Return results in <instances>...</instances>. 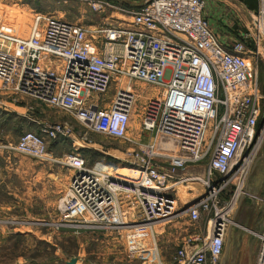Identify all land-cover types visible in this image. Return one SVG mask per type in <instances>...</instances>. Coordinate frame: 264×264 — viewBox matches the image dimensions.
<instances>
[{
	"label": "built area",
	"instance_id": "1",
	"mask_svg": "<svg viewBox=\"0 0 264 264\" xmlns=\"http://www.w3.org/2000/svg\"><path fill=\"white\" fill-rule=\"evenodd\" d=\"M77 1L102 16L98 24L36 14L28 38L0 33L11 48L0 47V97L35 99L75 118L87 132L117 140L131 141L137 118L141 135L151 139L132 153L135 163L123 160L125 175L68 155L63 163L74 174L61 196L63 222L153 230L184 216L198 223L206 215V236L189 239L197 249L188 252L192 245L185 244L177 258L179 264H220L244 197L235 183L264 141L254 68L264 55V0L246 11L248 33L230 43L212 31L205 0ZM133 1L136 7L128 4ZM74 134L68 123L38 124L10 150L58 163L50 147ZM203 164L202 172H186ZM188 182H200L205 193L181 207L176 189ZM258 239L256 264H264V224Z\"/></svg>",
	"mask_w": 264,
	"mask_h": 264
},
{
	"label": "rangeland",
	"instance_id": "2",
	"mask_svg": "<svg viewBox=\"0 0 264 264\" xmlns=\"http://www.w3.org/2000/svg\"><path fill=\"white\" fill-rule=\"evenodd\" d=\"M43 13L87 26L98 24L102 18L80 1L68 0L64 5L55 0H0V33L26 39L33 32L36 14ZM244 26L234 23L231 29L234 34H238V31L248 33L249 23L245 28ZM210 27L214 33L217 28L225 33L228 31V26L218 23L210 24ZM0 47L6 51L11 50L10 44L1 40ZM254 68L261 97L262 116L258 129L263 130L264 55L259 58ZM136 86L145 89V85L138 83ZM113 93L112 90L107 98L110 99ZM25 100L29 102L30 108L38 106L41 110L42 107L43 122L68 123L74 128L75 134L50 147L51 157L58 163H41L12 151L13 161H24V165L30 167L24 175V186L19 181L17 170H6V160L0 158V264H66V261L74 258L78 260L77 264H179L178 252L185 244L193 245V241L189 242L187 238L183 243L182 238H172L175 227L137 230L124 225L108 226V223L78 226L65 225L63 222L61 196L74 174L63 163L65 158L78 153L90 167L96 166L98 171L111 174L121 172V169L128 166L123 160L135 163L132 153H140V149L144 150L151 139V136L141 135L137 118L128 134L131 141L117 140L104 134L87 132L75 118L35 99L26 97ZM33 114L39 115L36 112ZM34 115L31 116L32 120L38 119ZM22 128L23 133L36 131V126L35 129L24 125ZM22 134L15 133V144ZM205 165L199 168L201 172ZM239 181L235 184L241 186L244 201L238 219L233 218L236 225L232 228L251 236L256 254L259 248L258 234L264 224V141L254 163ZM235 184L230 185L229 191L236 190ZM23 190L27 192L25 201L18 195ZM176 191L179 206L182 207L192 205L205 193L200 182H188L177 187ZM86 217L91 221L90 216ZM241 217L246 219L247 224L239 221ZM206 218V215H202L200 221L194 223L184 216L179 223L184 222L189 231L197 229L199 234L206 233ZM111 219H114L113 215ZM200 237L204 238L201 234ZM235 264L250 263L239 258Z\"/></svg>",
	"mask_w": 264,
	"mask_h": 264
},
{
	"label": "crops",
	"instance_id": "3",
	"mask_svg": "<svg viewBox=\"0 0 264 264\" xmlns=\"http://www.w3.org/2000/svg\"><path fill=\"white\" fill-rule=\"evenodd\" d=\"M59 4H66L68 0H55ZM70 1H77V0H70ZM206 7L204 11V16L208 20L209 24H221L224 26H228V33H225L223 30H216V34L220 41L227 42V41H234L235 34L231 29V25L235 24H243L248 25L250 23V19L247 14V10L255 11L258 7V0H205ZM133 7L138 5V1L128 2ZM44 14V13H43ZM50 15V14H46ZM230 27V29H229ZM222 29V28H221ZM0 158L6 160L5 169L11 170L16 169L19 175V181L24 186L26 185L25 177L26 170L30 169V167L25 166L24 161L15 162L12 160V155L14 154L10 147L15 145V133L24 132L22 126H28V128H34L36 126V130L38 129V124H43L45 121H42V107L41 110L36 106L35 108H30L28 106L29 102L25 100L24 97H12V96H5L0 97ZM35 106V105H34ZM33 112L38 113L33 114ZM34 115L38 119H33L31 116ZM43 122V123H42ZM35 129V128H34ZM21 136V135H20ZM19 140V138H18ZM17 140V141H18ZM201 166H190L187 168V173H195L201 172L199 170ZM203 171V170H202ZM1 179V177H0ZM8 179V177H7ZM1 185V182H0ZM27 194L26 190H23L22 193L18 192V195L22 196V201H25V195ZM21 200V199H20ZM244 198H242L239 202L238 208L234 213V217L238 219V215L240 214V207ZM182 207V206H181ZM185 207V206H183ZM13 208V207H12ZM180 218L179 220H181ZM179 220H176L172 224L169 225V228L175 227V233L172 234V238L178 237L179 239L182 238L183 243L185 240L190 239L194 240L195 237L200 236V234L205 237L206 233L202 232L199 234V230L195 229L193 231H189L187 226L184 222L179 223ZM239 221L242 224H247L246 219L241 217ZM196 242H193V245L187 248L188 252H192L193 250L197 249L194 246ZM255 254L254 251V244L252 242L251 236L248 233H242L239 229H229L228 235L224 244L223 255L220 264H235L237 260L240 258L242 261H246L250 264H256V259L258 255Z\"/></svg>",
	"mask_w": 264,
	"mask_h": 264
},
{
	"label": "water",
	"instance_id": "4",
	"mask_svg": "<svg viewBox=\"0 0 264 264\" xmlns=\"http://www.w3.org/2000/svg\"><path fill=\"white\" fill-rule=\"evenodd\" d=\"M78 260L77 259H71L70 261H66V264H77Z\"/></svg>",
	"mask_w": 264,
	"mask_h": 264
},
{
	"label": "bare ground",
	"instance_id": "5",
	"mask_svg": "<svg viewBox=\"0 0 264 264\" xmlns=\"http://www.w3.org/2000/svg\"><path fill=\"white\" fill-rule=\"evenodd\" d=\"M2 47H4V46H2ZM125 173H126V171L118 172V174H121V175H125ZM241 192H242V191H241ZM241 194L243 195V192H242ZM84 218H85L86 220H88L86 216H84Z\"/></svg>",
	"mask_w": 264,
	"mask_h": 264
},
{
	"label": "trees",
	"instance_id": "6",
	"mask_svg": "<svg viewBox=\"0 0 264 264\" xmlns=\"http://www.w3.org/2000/svg\"><path fill=\"white\" fill-rule=\"evenodd\" d=\"M241 32V31H240ZM238 33H239V31H238ZM235 36L237 37L238 36V34H235Z\"/></svg>",
	"mask_w": 264,
	"mask_h": 264
}]
</instances>
